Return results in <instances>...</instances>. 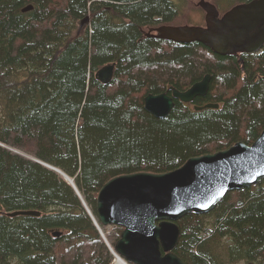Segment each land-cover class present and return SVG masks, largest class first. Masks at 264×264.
Wrapping results in <instances>:
<instances>
[{
	"label": "trees",
	"instance_id": "obj_1",
	"mask_svg": "<svg viewBox=\"0 0 264 264\" xmlns=\"http://www.w3.org/2000/svg\"><path fill=\"white\" fill-rule=\"evenodd\" d=\"M180 14L174 0H0V264H113L123 228L99 220L106 182L260 136L264 46L220 55L148 35ZM108 63L117 68L105 85L96 72ZM207 74L206 97L176 100L164 118L146 109L148 94ZM210 102L220 107L195 109ZM16 210L42 215H7ZM177 223L187 264H264V179Z\"/></svg>",
	"mask_w": 264,
	"mask_h": 264
},
{
	"label": "water",
	"instance_id": "obj_2",
	"mask_svg": "<svg viewBox=\"0 0 264 264\" xmlns=\"http://www.w3.org/2000/svg\"><path fill=\"white\" fill-rule=\"evenodd\" d=\"M199 5L206 12L205 26L164 24L150 29L148 35L183 44L200 42L220 55L240 56L264 46V0L238 4L223 15L208 0H201ZM33 9L34 5H28L23 11ZM90 21V15L83 18L79 32ZM240 61L244 66V59ZM116 64L102 66L96 78L111 84ZM211 79L207 74L188 90L172 88V95L150 93L145 98L146 109L159 118L167 117L176 106L175 100L192 103L206 97ZM219 107L218 103H208L195 109ZM263 179L264 130L251 144L239 141L228 149L191 157L172 171L115 176L99 192L97 213L104 226L123 228L115 250L131 264H187L175 252L181 237L177 221L190 213H209L228 192L258 185ZM7 215L41 216L42 212L16 210Z\"/></svg>",
	"mask_w": 264,
	"mask_h": 264
},
{
	"label": "rangeland",
	"instance_id": "obj_3",
	"mask_svg": "<svg viewBox=\"0 0 264 264\" xmlns=\"http://www.w3.org/2000/svg\"><path fill=\"white\" fill-rule=\"evenodd\" d=\"M177 4L181 6V14L171 22V25L183 26V25H192V26H205L206 18L205 12L202 7L199 5L201 0H174ZM215 5H217L222 13L231 9L232 7L238 5L239 0H208ZM224 4V5H223ZM240 4V3H239ZM90 24L87 25L82 31H85ZM148 32L150 29H146ZM212 222V220H210ZM117 226H107L108 230H112ZM117 261V260H116ZM114 261V264L116 263ZM245 264V263H241Z\"/></svg>",
	"mask_w": 264,
	"mask_h": 264
},
{
	"label": "bare ground",
	"instance_id": "obj_4",
	"mask_svg": "<svg viewBox=\"0 0 264 264\" xmlns=\"http://www.w3.org/2000/svg\"><path fill=\"white\" fill-rule=\"evenodd\" d=\"M170 41V40H169ZM204 79V78H203ZM200 82V81H199ZM194 84H196V83H194ZM193 84V85H194ZM193 85H191L188 89H190ZM172 88H176V87H171L170 89H172ZM187 89V90H188ZM170 95H172V94H170ZM176 101V100H175ZM210 103H214V102H210ZM208 104V103H207ZM219 105H220V103H218ZM203 106H205V105H203ZM115 264H128V262L124 259V258H122V257H118V259H117V261H116V263Z\"/></svg>",
	"mask_w": 264,
	"mask_h": 264
},
{
	"label": "built area",
	"instance_id": "obj_5",
	"mask_svg": "<svg viewBox=\"0 0 264 264\" xmlns=\"http://www.w3.org/2000/svg\"><path fill=\"white\" fill-rule=\"evenodd\" d=\"M114 252V254H115V256H116V258H115V261L118 259V257H119V255L115 252V251H113ZM114 264V263H113Z\"/></svg>",
	"mask_w": 264,
	"mask_h": 264
},
{
	"label": "flooded vegetation",
	"instance_id": "obj_6",
	"mask_svg": "<svg viewBox=\"0 0 264 264\" xmlns=\"http://www.w3.org/2000/svg\"><path fill=\"white\" fill-rule=\"evenodd\" d=\"M218 8H219V7H218ZM219 10H220V9H219ZM227 11H228V10H227ZM227 11H225V12H227ZM220 12H221V11H220ZM225 12H224V13H225ZM224 13L221 12V15H223ZM205 18H206V12H205ZM242 54H243V53H242ZM237 56H238V55H237ZM200 81H201V80H200ZM198 82H199V81H198ZM196 83H197V82H196ZM187 89H188V88H187ZM187 89H186V90H187Z\"/></svg>",
	"mask_w": 264,
	"mask_h": 264
}]
</instances>
